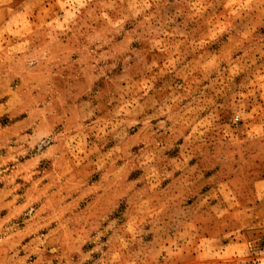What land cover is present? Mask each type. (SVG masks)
I'll list each match as a JSON object with an SVG mask.
<instances>
[{"label":"rangeland","instance_id":"374dc122","mask_svg":"<svg viewBox=\"0 0 264 264\" xmlns=\"http://www.w3.org/2000/svg\"><path fill=\"white\" fill-rule=\"evenodd\" d=\"M0 264H264V0H0Z\"/></svg>","mask_w":264,"mask_h":264}]
</instances>
